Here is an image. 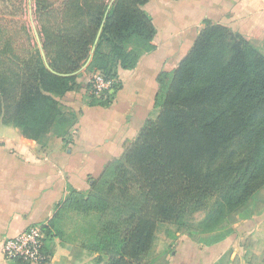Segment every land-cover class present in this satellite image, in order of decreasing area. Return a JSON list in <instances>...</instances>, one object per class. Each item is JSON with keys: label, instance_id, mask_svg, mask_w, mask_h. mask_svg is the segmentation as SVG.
I'll list each match as a JSON object with an SVG mask.
<instances>
[{"label": "trees", "instance_id": "1", "mask_svg": "<svg viewBox=\"0 0 264 264\" xmlns=\"http://www.w3.org/2000/svg\"><path fill=\"white\" fill-rule=\"evenodd\" d=\"M148 1L115 0L106 14V0H63L59 9L39 0L40 16L54 17L53 23L41 19L42 49L50 68L68 76L49 72L39 52L13 88L0 76V124L42 143L48 133L65 138L73 126L74 112H65L60 101L67 94L83 93L89 106L110 105L121 88L119 70H132L155 48ZM104 17L78 82L81 77L72 74L89 59ZM204 25L177 66L159 76L156 119L144 121L80 201L84 211L100 213L101 257L95 264H141L159 225L172 224L192 236V217L204 210L201 233L230 228L198 243L228 241L235 234L232 225L264 189V56L227 27ZM96 72L114 81L106 100L88 95V77ZM41 229L48 263L54 236L50 226Z\"/></svg>", "mask_w": 264, "mask_h": 264}, {"label": "crops", "instance_id": "2", "mask_svg": "<svg viewBox=\"0 0 264 264\" xmlns=\"http://www.w3.org/2000/svg\"><path fill=\"white\" fill-rule=\"evenodd\" d=\"M149 3L155 5L154 12L145 6L156 28L155 48L141 55L132 70H119L121 88L110 105L89 106L83 101V93L67 94L60 101L66 107L65 112H74L73 126L65 138L48 133L42 143L24 136L13 126L0 124V264H24L19 260L6 261L2 248L7 239L34 225L50 226L54 236L47 264L80 262L81 245H60L58 241L61 234L57 231V215L66 200L76 208L77 198L87 199L90 181L135 138L149 117L159 76L179 63L169 65L173 53L163 51L165 44L156 42L160 36L159 18L163 17L168 24L166 38L170 34L176 38L185 31L195 40L192 33L197 34L207 21L243 33L245 40L264 38V0H149ZM174 24L178 25L175 29ZM192 42L186 45L187 51ZM65 214L60 218L63 221ZM253 223L237 225L228 241L213 246L188 243L177 246L168 264H220L229 252L230 264H264V209L259 223L255 226ZM244 229L247 230L242 234ZM255 245L262 249L257 256L251 253Z\"/></svg>", "mask_w": 264, "mask_h": 264}, {"label": "rangeland", "instance_id": "3", "mask_svg": "<svg viewBox=\"0 0 264 264\" xmlns=\"http://www.w3.org/2000/svg\"><path fill=\"white\" fill-rule=\"evenodd\" d=\"M48 1H50V3L52 4V8L59 9L63 0ZM110 1L111 0H106V4L109 5ZM38 3L39 0H31L30 3L28 0H0V76H4L6 78V82L8 83V85L11 84L12 86H10V88H13L15 83L19 81V76L23 75L25 63L34 62V55H37L38 52L40 53L39 46L37 44L31 25L29 9L31 8L32 10V18L38 34L41 29V19H46L49 23L54 22L53 16H44L43 18L40 16L39 11H37V8L39 7ZM186 3L187 2H185V4ZM146 5H148L147 8L149 11L154 12V4L148 2V4ZM167 27L168 24L164 20V18H159L157 28L159 29L160 36L158 37V39H156V42L158 43V45H160V43L165 44V47L164 45L161 46L164 47L163 51L171 50L173 56L169 60V65L172 66L173 64L175 65L176 62H179L181 60L183 54L187 51L186 45L188 46L191 41L194 40L190 36H187V33L185 31L183 34L176 36V38L175 36L170 37L171 34L166 38V35H168ZM173 27V29H175L178 27V25L174 24ZM203 27H205V25ZM203 27L197 30V32L199 33V31L202 30ZM230 32L234 35H238L239 37H244L243 33L239 34L237 33L238 31ZM198 33H195L194 35L192 33V36L196 35L194 37L196 38ZM226 41L228 42L229 40L227 39ZM246 41L256 50H258L261 55L264 56V38H250L246 39ZM226 57H228L227 51ZM77 76H80L82 80H84V70L78 73ZM86 79L87 78H85V80ZM158 113V108H152L149 117L147 118L148 121H154ZM80 201L82 202L83 200H78V202ZM81 202L78 204L76 203V208H74L71 207L70 200H66L64 203L65 206H63L58 212L57 217L59 222V229H57V231H60L61 234V237L60 239H58V241L60 240V245H81L82 248L78 256L80 262L78 264H95L96 260L101 257V254L98 252L96 247V233L98 229H100L98 224V217L100 213H98L96 210H93V208L90 211H84L85 209H83V204ZM210 205L207 204L209 208ZM262 208L264 209V189L259 193L257 198L251 202L249 211L242 214V217L249 220H246V222L243 223L244 218H239V223L232 225V229L234 230L237 225L241 226L249 223L250 221H255V223H253L255 226L257 223H259L261 216V214L256 215V213L263 210ZM63 213H66L65 221H63V219H60L64 218ZM206 214L207 212L204 210L195 213L192 217L191 224L193 225V231L196 230L195 235L193 234L195 232L191 231L193 234L192 236H188L187 232H181V230H179V228H177L175 225H159L155 232L152 247L141 264H168L171 255L176 250L177 246H180L184 243L197 246L202 245L198 243V240L210 239L214 235L221 233L224 230L226 231L227 228H230V226L226 225V229L224 228V230L220 229L219 231L214 229L212 233H201L203 227H198V222L201 221L206 216ZM256 245L258 244L256 243ZM256 245L252 246L251 248V253H253V255L255 256L258 255L257 253L262 252V249ZM230 255L231 252L227 253L221 264H230Z\"/></svg>", "mask_w": 264, "mask_h": 264}, {"label": "built area", "instance_id": "4", "mask_svg": "<svg viewBox=\"0 0 264 264\" xmlns=\"http://www.w3.org/2000/svg\"><path fill=\"white\" fill-rule=\"evenodd\" d=\"M91 88L88 95L97 99L106 100L108 94H112L114 81L105 79L99 72L88 77ZM44 234L41 226L34 225L23 233L7 239L2 248V254L6 261L19 260L27 264H47L46 257L42 253Z\"/></svg>", "mask_w": 264, "mask_h": 264}, {"label": "water", "instance_id": "5", "mask_svg": "<svg viewBox=\"0 0 264 264\" xmlns=\"http://www.w3.org/2000/svg\"><path fill=\"white\" fill-rule=\"evenodd\" d=\"M28 1H29V3H30L31 0H28ZM114 1H115V0H111V1H110L109 5H108V7H107L106 14H107L109 8H110V7L112 6V4L114 3ZM106 14H105V16H106ZM29 16H30V21H31V25H32L33 33H34V35H35V38H36L37 44H38V46H39L40 55H41V58H42V61H43V64H44L45 68H46L49 72H51L52 74L59 75V76H68V75H60V74H57V73H55V72L50 68V66H49V64H48V62H47L46 56H45V54H44V51H43V49H42V44H41L40 36H39L38 31H37V29L35 28V25H34V22H33V18H32V10H31V8L29 9ZM104 21H105V17H104L103 22H102V24H101V27H100V29H99V31H98V33H97V36H96V39H95L94 45H93V47H92L91 55H90L89 59H88L87 62L81 67V69H80L78 72H75V73H73L72 75H77L78 73L82 72V71L87 67V65L89 64V62H90V60H91V56H92V54H93V52H94V49H95V46H96V44H97V41H98V39H99V36H100L101 30H102V27H103V23H104ZM92 182H93V181L91 180L90 183H92Z\"/></svg>", "mask_w": 264, "mask_h": 264}, {"label": "flooded vegetation", "instance_id": "6", "mask_svg": "<svg viewBox=\"0 0 264 264\" xmlns=\"http://www.w3.org/2000/svg\"><path fill=\"white\" fill-rule=\"evenodd\" d=\"M149 2V1H148Z\"/></svg>", "mask_w": 264, "mask_h": 264}]
</instances>
